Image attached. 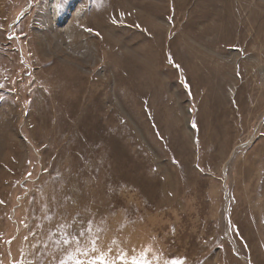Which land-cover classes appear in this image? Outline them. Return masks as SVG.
<instances>
[{"label":"rangeland","instance_id":"rangeland-1","mask_svg":"<svg viewBox=\"0 0 264 264\" xmlns=\"http://www.w3.org/2000/svg\"><path fill=\"white\" fill-rule=\"evenodd\" d=\"M0 202V264H264V0H0Z\"/></svg>","mask_w":264,"mask_h":264},{"label":"snow or ice","instance_id":"snow-or-ice-1","mask_svg":"<svg viewBox=\"0 0 264 264\" xmlns=\"http://www.w3.org/2000/svg\"><path fill=\"white\" fill-rule=\"evenodd\" d=\"M176 67H179V65H176ZM193 127H196V125H193ZM2 203V202H0ZM82 235V233H81ZM75 242L76 252H80V244L81 241L76 237H68L65 240V243L71 244ZM96 241L92 242V253H97L99 250L95 247ZM84 256H87V251H84L81 253ZM111 255V249L108 250L107 253L101 252L98 256L94 255L92 258L88 260H82L78 255H70L67 259L62 260L61 264H117V261L119 264H150V261L147 258V253H141L139 257H128L127 253H121L117 257H113L109 259V256ZM172 264H185L184 261H173Z\"/></svg>","mask_w":264,"mask_h":264},{"label":"bare ground","instance_id":"bare-ground-1","mask_svg":"<svg viewBox=\"0 0 264 264\" xmlns=\"http://www.w3.org/2000/svg\"><path fill=\"white\" fill-rule=\"evenodd\" d=\"M50 25H51V23H50ZM51 26H52V25H51ZM53 26H54V25H53ZM53 26H52V27H53ZM52 27H51V28H52ZM53 29H54V28H53Z\"/></svg>","mask_w":264,"mask_h":264}]
</instances>
